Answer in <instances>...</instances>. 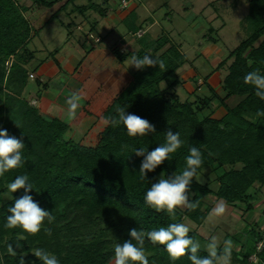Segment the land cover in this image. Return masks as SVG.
<instances>
[{
    "label": "trees",
    "instance_id": "trees-1",
    "mask_svg": "<svg viewBox=\"0 0 264 264\" xmlns=\"http://www.w3.org/2000/svg\"><path fill=\"white\" fill-rule=\"evenodd\" d=\"M73 1L26 0L10 7L6 0H0V55L12 58L22 50L32 60L35 52L28 48L30 41ZM247 1L248 13L241 21L247 36L227 56V61H231L221 82L224 98L212 87L210 93L196 94L194 100L181 98L176 88L181 80L176 72L189 62L188 57L165 34L151 42L141 34L138 49L129 47L122 51L116 46L92 45L85 50L72 74L80 83L75 92L83 97L74 120L67 118L65 110H61L65 112L63 117L60 111L44 114L40 92L36 98L27 100L26 129L15 136L25 145L24 163L0 177V264H19L22 254L25 264H42L32 254L36 248L55 254L60 264H112L115 244L129 240L133 228L151 231L171 223H184L186 219L201 225L212 209L205 201L208 196L231 206L244 202L246 210L253 208L254 197L249 190L255 184H264V117L256 116L258 111H264V100L255 95L254 86L244 83V76L255 70L264 75V0ZM93 6L76 8L83 12ZM128 27V32L135 35L137 29ZM211 40L216 42L215 38ZM133 55L159 58L164 61L165 69L160 70L157 65L137 70L126 63ZM224 60L213 71L221 69ZM15 68L13 60L11 69ZM20 68L23 76L27 75L24 67ZM210 75L208 72L203 79L206 81ZM38 84L43 89L48 86L40 78ZM232 95L240 100L229 107L225 98ZM10 103L0 95V126L6 121ZM216 103L226 108L224 116L216 118L210 113L201 116L205 110L212 111ZM117 106L147 119L155 126V133L131 137L123 124L106 125L104 118L116 116ZM90 115L104 124L96 133L94 144L65 137L70 123L78 124ZM169 129L180 133L183 146L142 179L139 170L144 157L136 156L134 149L154 150L166 142L164 134ZM192 146L203 157L198 176H204V170L209 169L214 179L210 184L193 179L190 200H198L199 205L195 210L177 208L173 219L166 211L157 212L148 207L144 196L158 182L161 173L168 177L183 171ZM18 175H28L34 186L28 194L55 216L54 222L49 224L46 220L36 235L24 233L20 228L4 227L6 217L11 214L8 208L14 206L24 190L14 192L11 199L3 202L1 186ZM44 228L50 229L51 236ZM245 235L241 249L234 252L237 259L241 264L252 263V255L258 262L264 260L263 232L252 226ZM21 236L25 238L20 239ZM189 236L198 242L208 240L197 229H191ZM260 242L262 247H258ZM9 244L17 252L16 257L7 253ZM144 247L149 264H191L190 252L173 262L164 246L146 239ZM222 248L223 245L219 246L218 251ZM198 255L206 256L208 251L200 248Z\"/></svg>",
    "mask_w": 264,
    "mask_h": 264
},
{
    "label": "rangeland",
    "instance_id": "rangeland-1",
    "mask_svg": "<svg viewBox=\"0 0 264 264\" xmlns=\"http://www.w3.org/2000/svg\"><path fill=\"white\" fill-rule=\"evenodd\" d=\"M7 6L16 7L26 2V0H6ZM128 4L135 3L137 7L132 13L133 20L140 24L150 18H156L157 24L149 29L146 35L147 40L155 39L161 34V31H165L170 37L181 45L183 52L189 58V61L199 68L201 76L210 72L212 66H217L222 60H224L230 50L238 45V43L247 36V32L244 30L241 21L248 13L249 4L247 0H163L168 4V10L170 11L168 17L163 15V11H152L150 4L152 0H129ZM28 2V1H27ZM88 0H76V4H87ZM111 3L120 4V0H112ZM190 3V4H188ZM111 4V5H112ZM193 5V6H191ZM72 6L66 10H70ZM67 12H61L56 18L49 22L28 44L29 50L35 52V57L29 59V53L19 50L12 58H7L0 55V95L5 98L6 102L10 100V110L8 111L5 122L2 123L0 128L6 129L9 135L17 136L19 131L26 129V116L25 113L27 107V100L36 98V94L40 92L42 96L46 94L60 93L62 90L64 94H68V89L65 87V80L62 77H52L56 70V63L62 56L74 55L75 57L80 52L79 43L83 42V31L75 27L71 35L68 36V29L66 24L69 23L75 14H68ZM124 25H119L117 31L124 32ZM213 27L214 32L211 33V37L217 39L216 45L211 47L214 51L209 56H204L201 52L203 47L207 45L208 28ZM205 34L207 36H205ZM201 43H203L201 45ZM58 50L59 53L51 52ZM57 53V54H56ZM56 55V57L54 56ZM58 58V59H56ZM227 57L224 62V66L221 69L222 75L226 73V66L230 63L231 59L227 61ZM44 59H50L49 63L43 65L41 68L43 71L47 70L50 78H45L46 83L49 84L48 90H44L40 87L38 80L40 78L38 63H42ZM55 62H51L52 60ZM16 64L15 69H11L12 61ZM31 60V61H30ZM63 61L61 64L64 66ZM54 63V64H53ZM38 65V66H37ZM20 67H24L26 74L23 76V71ZM71 69V66H68ZM50 68V69H46ZM53 68V69H51ZM105 68V67H104ZM103 69V68H102ZM214 69V67H213ZM217 70V71H218ZM216 71V70H214ZM33 73L34 78H30L29 74ZM191 72H184L182 77L188 78ZM43 74L41 77H45ZM218 76V75H217ZM24 77V78H23ZM188 91H191V86L188 84L183 87L179 86V94L181 98L185 99L188 95ZM205 91H202L204 94ZM201 93V95H202ZM41 96L40 103L45 102V98ZM49 96V95H48ZM47 97V96H46ZM217 103L214 105L216 107ZM220 107L221 105H217ZM42 110L44 106L40 104ZM62 112L63 117L65 112ZM57 113V112H56ZM209 113L204 111L201 116ZM19 127L16 126V123ZM104 124L95 121L93 126L81 127L77 124L70 123V127L65 133V137L71 138L75 141H80L85 144H94L96 139V133L102 128ZM90 127L89 129H87ZM26 133V132H23ZM22 133V134H23ZM21 134V135H22ZM203 182L211 183L210 180L214 179V175L209 169L204 170V176L199 175ZM213 186V185H210ZM3 191L1 193L2 201H7L12 198L7 189V184L1 186ZM253 194V208L246 210V203H238L236 206L227 204V211L222 217H216L211 215L212 209L218 201L214 196L206 197V203L210 204L212 209L207 216L205 222L199 227L190 219L184 221L190 229H198V232L206 238H217L219 246L223 245V241L231 239L234 243L232 251L231 264H241L237 259L236 253L241 248L242 243L245 240V231L252 226H256L264 234V184H255L249 190ZM244 234V235H243ZM236 235V236H235ZM241 235L244 236L243 240L240 239ZM235 236V237H234ZM210 240H201L199 243L201 248L207 250L206 245ZM260 247H262L260 245ZM208 251V250H207ZM250 264H264V260H259L254 255L250 257Z\"/></svg>",
    "mask_w": 264,
    "mask_h": 264
},
{
    "label": "clouds",
    "instance_id": "clouds-1",
    "mask_svg": "<svg viewBox=\"0 0 264 264\" xmlns=\"http://www.w3.org/2000/svg\"><path fill=\"white\" fill-rule=\"evenodd\" d=\"M157 65L160 70L165 69L163 60L153 58L150 55H144L142 58L133 55L130 59V66H134L137 70H142L145 67H156ZM244 83L254 86L255 95L264 100V75L259 70L248 72L244 76ZM82 99L83 97L78 92H73L66 99L68 105L67 118L69 120L76 118ZM256 116L264 117V111H258ZM104 123L113 127L123 124L127 134L131 137L147 136L149 133H155L156 131L155 126L147 119L136 114L127 113L126 109L121 106H117L116 116L105 117ZM16 126L19 127L17 123ZM164 135L166 142L150 152L144 148L134 149L136 156L144 157L139 170L142 179L146 177L148 172L154 171L166 160H169L171 154L175 153L184 144L178 131L173 133L169 129ZM24 148L25 145L22 139L9 135L6 129L0 128V177H3L9 170L22 166L24 163L22 150ZM202 163L201 151L195 146L190 147L189 155L186 157V167L183 171L179 174L175 172L168 177L161 173L158 182L153 183L144 196L146 205L157 212L166 211L173 219L176 217L177 208L195 210L199 205V201L190 200V186L193 179L198 183H203V180L197 174V170ZM7 189L11 194L23 189L24 194L15 199L14 206L8 208V212L11 214L6 217V223L4 224L6 229L20 228L24 233L36 235L41 231L46 220L49 224L54 222L55 216L53 213L43 209L28 194L34 189L33 184L29 182L28 175H18L12 182L7 184ZM226 211L227 204L221 200L216 203L211 215L222 217ZM190 230L185 223H171L167 227L161 226L151 231L133 228L129 232V240L115 244L112 264H149V258L144 247L146 239L154 245L164 246L170 260L173 262L190 252L188 259L191 264H231L234 248L231 239L224 240L222 250L218 251L219 244L217 238L213 236L206 245L208 255L200 256L198 253L201 245L189 236ZM44 231L48 236H51L50 229L44 228ZM24 238L23 236L20 237V239ZM16 247L19 248L20 244L17 243ZM7 253L13 257L17 256V252L11 244L7 246ZM32 254L42 264H60L58 257L45 249L36 248ZM19 264H25L23 254L19 258Z\"/></svg>",
    "mask_w": 264,
    "mask_h": 264
},
{
    "label": "crops",
    "instance_id": "crops-1",
    "mask_svg": "<svg viewBox=\"0 0 264 264\" xmlns=\"http://www.w3.org/2000/svg\"><path fill=\"white\" fill-rule=\"evenodd\" d=\"M75 1L76 0H74L73 3L69 4L67 8L61 12H67L66 10L69 8V6H72L67 13L69 15L75 14L73 15V17H76V18L75 19L72 18V20L66 24V27L69 30L67 34L68 36L71 35L75 27L81 28L83 30L86 29V31L85 30L83 31V36H82L84 40L82 43L81 42L79 43V45L81 46L80 52L76 57L70 54L68 56L61 55V58L59 59L56 58L58 59V64L56 63V70L54 71V75L52 76L54 78L58 76L64 78L65 80L64 85L70 93L75 92L80 86V83L73 77L72 74L78 62L80 61L82 55L84 54L85 50L90 48L92 45H97V47H101V48H108V47L116 46V47H119L122 51L127 50L129 47L132 49H138L141 46L140 37H142L139 35V31H144L143 37L145 38L147 33L149 32V29L152 26L157 24L156 18H153V16L152 18H150L151 21H149L148 19H145L141 24L133 20L132 13L134 12V9L137 7L135 3L123 5L120 0L119 5L118 4L113 5L111 3L112 0H88L87 4H76ZM89 4H94V6L88 8L87 10H84L83 12L78 11L76 8L81 5H89ZM150 6H151L150 7L151 10L154 12L158 10L163 11V15L165 17H168L170 13V11L168 10V4L164 2L163 0H152V4H150ZM120 24L125 26L124 32L117 31V28L119 27ZM129 25H131L132 28L137 29V32L135 35L128 32ZM213 30H214L213 27L208 28V31L210 32H208L207 34L210 33V35H208L209 38H207L206 40L207 45L203 47V49L201 50L204 56H209L214 51V49L211 46L213 44L216 45V43L219 41V40L217 41V39H216V42H213L211 40V38H213L211 37V33L214 32ZM162 34L167 35L168 38L173 43L178 45L179 49L183 52L181 45L175 42L168 33H166L163 30L161 31L160 35ZM160 35H158L157 37H159ZM205 36L207 35L205 34ZM153 40L154 39L147 40V41L151 42ZM202 44L203 43H201V45ZM56 51L59 53L58 50H54L51 52H56ZM54 56L56 57V55ZM65 59H66V62L64 63V66H63L61 63L65 61ZM49 60L50 59H44L42 63L40 62L38 63V65L41 64L38 73H40L41 76L43 74L46 75L43 78L40 76V79L44 84L47 81L45 78L46 77L50 78L51 76H48L47 70L43 71L41 68H43V65H46L47 63H49L50 62ZM51 62H54V61L52 60ZM126 63L130 65V59H128ZM194 63H195L194 61L192 63L189 61L188 63L184 64L177 70L176 72L177 76L181 80V84H178L176 86L177 90H179V86L183 87L184 85L188 84V86H191V91H188V95L186 96L185 99L194 100L196 98V94L199 95L202 93V91H205L204 94L202 93V95H206L210 93L209 87H212L215 89V91L218 93L219 96L224 98L226 93L223 90L222 85H221L222 78H223L222 73H220L221 71L219 70L213 71V67L215 66H212V69L209 72L211 73V75L205 81L203 79L204 75L201 76L199 68ZM68 66H71V69H69ZM46 69H50V68H46ZM184 72H191L189 73L191 75L188 78L184 79L182 77V74ZM195 79H196V82H195ZM47 85H48L47 88L44 90H48L49 84L47 83ZM195 85L197 86V89H195ZM69 92L68 94H64L63 91L61 90L60 93H57V95L53 93L46 94L47 97L41 95L42 97L45 98V102L41 103L45 108L44 110H42L43 113L46 115H54L59 110H65L67 112L68 105L66 104V99L70 95ZM239 100H240L239 96L232 95V96L225 98V103L227 104V106L233 107ZM217 105H219V103H217ZM217 105L216 107L215 106L213 107L212 111L211 110H206V111H208L213 117L221 118L222 116L225 115L227 110L224 107V105L220 104L221 105L220 107H218ZM95 121H96V117L93 115L84 117L77 124V126H79L78 129L81 128L82 126L87 127L90 125L91 127L93 126V123ZM90 127H88L87 129H89ZM243 238L244 236L241 237L242 240ZM207 239L211 240L209 237Z\"/></svg>",
    "mask_w": 264,
    "mask_h": 264
},
{
    "label": "built area",
    "instance_id": "built-area-1",
    "mask_svg": "<svg viewBox=\"0 0 264 264\" xmlns=\"http://www.w3.org/2000/svg\"><path fill=\"white\" fill-rule=\"evenodd\" d=\"M128 2H129V0H121V3H122L123 5H127ZM143 32H144V31H139V35L143 34ZM29 77H30V78H34V74H33V73H30V74H29ZM260 245H262L261 242L258 244V247H260Z\"/></svg>",
    "mask_w": 264,
    "mask_h": 264
}]
</instances>
